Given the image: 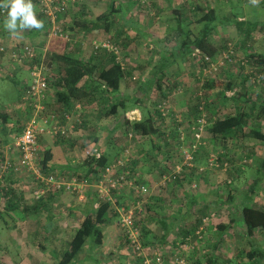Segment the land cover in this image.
Listing matches in <instances>:
<instances>
[{"label":"crops","instance_id":"crops-1","mask_svg":"<svg viewBox=\"0 0 264 264\" xmlns=\"http://www.w3.org/2000/svg\"><path fill=\"white\" fill-rule=\"evenodd\" d=\"M180 1L150 0L152 8L159 16L154 18L153 14L148 15L142 10H138L141 6L139 7L137 4L136 8L135 0H79L77 6L74 7L77 10L76 15L79 18L83 16V21L87 20L98 24V28L90 33L91 36L95 37L97 34V36H100L99 33L108 35L109 40L117 44L126 55L127 64H124V69L129 74L121 84L120 97L115 98L111 103L117 104L119 100L124 101L128 107V112L124 113L122 108L119 107L117 120L109 119L103 124V119L100 118L101 107L97 104L96 98H92L89 101L76 102L82 106L81 115L84 119L82 125H78L67 140L53 143L48 138H42L39 141L40 151L37 161L38 159L41 160L47 151H51L53 154V157L48 162L50 165L49 173L56 176H63L65 173L66 175L67 173L69 175L74 174L75 170L84 162L85 157L94 150V147L107 152L106 154L110 155L109 159L111 162L115 157L122 158V153L126 146L121 148L117 144V135L121 129L120 127L116 128L117 124L123 125L121 122L124 123L123 120L126 119L130 122H125L128 128L129 124L144 117L148 110L153 112V105L162 103L165 100L162 97L163 93H168L171 90L173 91L172 94L176 93L177 80L174 78L170 79L169 76L163 81L154 83L150 92L145 82L150 77H153L151 74L158 71L159 65H161L164 58L169 56L173 48H176L174 46L175 41L171 43H164V41L169 28L177 23L174 11L177 12V10L183 8L188 9L191 4L190 0H185L186 2ZM209 1L211 2V0L205 1V7L201 5L197 6V8L200 11H206L209 8L207 7ZM211 8L214 7L212 6ZM113 10L118 11V13L113 12ZM232 11L236 12L235 9ZM109 12H111V20H109L110 29L109 33H107L104 31L106 24L101 23L102 21H98V19ZM74 15L72 12V16ZM245 17H249V15L241 11L239 20L258 23L257 20ZM39 35L41 36V34L34 36L35 39ZM85 37L87 35H84ZM81 41V45L78 44L76 47H71L69 52L83 60H91L93 54L89 51V44L85 43V40ZM175 53L174 64L170 66L168 71L164 70L172 74L173 77V74L177 73V68L180 67L177 66V52ZM24 72L27 73L25 67L17 69L8 62L6 56L2 57L0 55V89H6L7 85L5 83L10 81L16 90L15 97L12 95L10 101L0 95V109H13L14 106L19 105L23 86L24 84L28 85L30 82V79L28 83L25 82V77L21 76ZM235 74L237 73L228 72L226 76L231 77L232 75L235 76ZM237 77H239L238 74ZM240 77L242 78V76ZM136 80H138V83L133 84V81ZM141 81L142 85H140ZM143 89L144 91L146 90L145 95H143ZM48 97L51 107L56 106V98L51 95ZM138 100V103L142 104V106L140 108L139 106H132ZM90 102L93 104L90 105ZM96 108H99V111ZM14 109L21 110L20 107ZM11 113L12 117L8 128L13 127L12 123L15 121L16 111ZM89 114L93 115L94 118H91ZM96 121L98 123L97 126ZM262 123L264 124V121ZM107 126L108 129L104 130ZM162 130L164 129L162 128ZM163 132L169 137L170 145H166L163 140H160L156 142V147H154L153 142L155 141L153 139L143 137L133 143L134 146L131 150L132 158H134V170L137 174H140V182L154 188L162 181L164 176L172 173L174 167L167 168L166 165L171 160L176 159L179 154V148L183 144L182 140L179 141L178 139L180 137V129L179 132L176 129L172 134H169L167 130ZM109 134L115 137V141L110 145L108 143L104 144L108 141L107 136L110 137ZM177 135L179 136L178 138ZM92 136H94L93 138H99L98 141H95L96 143H94V139L88 140ZM172 137H175L176 140H171ZM4 139L5 132L1 131L0 141ZM7 140L8 142L5 146L3 145L4 142L2 145L0 144V163L6 160L15 162L20 157L19 150L16 147L18 137H15L13 133H9ZM256 147L260 150L255 154L256 157L255 161H253L254 164L252 163V169L259 179L256 182H254V179L243 182V185L247 187L245 192L236 194L235 191H231V194H233L231 196L235 197L234 206L226 202L230 196L229 194L227 196L224 194L219 195L212 191L214 186L216 188L219 187L216 182L213 184L211 180H201V183L207 188L209 193L188 194L185 192L186 187L184 185L200 180L197 176L199 161H196L192 172L187 170L183 173L180 183L175 185L177 191L175 189L166 199H158L159 195L157 194H154L151 199L149 198V204L147 205V210H149L148 218L144 220L145 230H147L148 234V238H146L147 234L144 235L145 244L146 241H149L146 246H153L166 254L171 251H177L180 255L187 256L188 260L194 264H264V230L257 229L253 236H247L239 209L240 206H251L264 210V146L259 144ZM223 149L227 152V148ZM26 173L25 170L21 173H9L4 175L2 180L5 184L15 189L20 210H7L5 215H8V217L6 218H4L5 215H0V219L4 221L5 229L7 230V235L0 234V264H56L61 255L68 250L71 238L84 221L86 210L91 207L96 208V205L92 204V201L97 203L96 196L91 190L84 201L77 200L74 196L67 195V193H62L50 196L42 200V202H36L31 195L32 189L27 191V183L31 182L32 179L30 180ZM25 177L29 179L26 180ZM219 180L222 183L225 180L226 183V177ZM239 180L241 181L242 179ZM249 182L252 183L248 186L247 183ZM155 184L157 185L155 186ZM179 198L184 199L185 203H182ZM218 201H221L219 202L220 204ZM176 204H179L180 207H177ZM201 208H204V212H202ZM214 210L217 213L209 221L204 240L198 241V247L193 249L192 243H198L194 242L195 239L197 240L194 232L201 224V220ZM8 220L10 221L8 222ZM21 232L26 233L24 235L25 238L19 235ZM192 237L194 241L191 242ZM116 238L121 242H117ZM122 238L123 236L120 234L116 222H109L104 226L103 245L96 248L93 253L98 256V253H101L106 247L117 248L119 254H122L119 259L126 261V256H124L126 244ZM187 239L190 240V245H188ZM229 242L234 246H236L235 243H238V245L243 244V248H246L245 253L241 250L238 254L229 256L226 252L230 248ZM63 243H66L65 247L62 246ZM101 260L95 258L93 263L101 264ZM78 261L80 262V260ZM81 262L78 264H81Z\"/></svg>","mask_w":264,"mask_h":264},{"label":"trees","instance_id":"trees-1","mask_svg":"<svg viewBox=\"0 0 264 264\" xmlns=\"http://www.w3.org/2000/svg\"><path fill=\"white\" fill-rule=\"evenodd\" d=\"M32 2L38 10L39 16L37 17L44 22L43 30L38 31L32 29L29 30V32H21L19 34V37L13 36L4 28L6 13L2 14V9H0V25L3 23L2 27H0V55L2 57L6 56L8 62L12 66H15L17 69L25 67L27 72H29L30 67L32 68L35 64L40 63L41 60L44 59L45 65L50 71L48 73L49 75L51 74L50 78L52 82H50V94L51 96H54L56 98V106L51 107L50 101L48 102V113L55 112L57 114H60L63 120L61 122V125L67 127L68 122L66 121V117L64 118V116L66 114V116H74L78 112L81 113L82 106H80V109L78 110V104L76 102L89 101L92 98H96V100L98 101L97 104L99 105V107H101V119H112L113 121L117 120L119 107L122 108L124 113L128 112V107L126 106V103L124 101L119 100L117 104L111 103V101H114L115 98L117 99L118 97H120L119 95L121 84L124 80H126V77L129 74V72H127L126 69H123L121 64L117 62V56L114 53L110 52H93V58L91 60H83L81 58L75 57L72 53L69 52L71 47H76V45L71 43L68 44L66 41H64V39L61 38H51L49 39V41H47L46 46L44 45L43 47L35 46V44L33 43L35 37L38 34H41V36L43 37L47 36L49 31V24L47 23L45 16L39 12L37 6L39 4V0H32ZM78 2L79 0L77 1V3L71 5L64 14H61V16H59V23L61 24L60 27L64 30V32L70 33L73 36L78 34L81 36L80 40H83L84 35H88V33H91L98 28V24L88 22L87 20L83 21V16L79 18L76 15L77 10L74 7L77 6ZM192 7L193 5L190 4L188 6V9L183 8L177 10V12L174 11V17H177V23H175L167 31L164 43H171L175 41L174 46L176 48H173V51L171 53L168 52L169 56L164 58L161 65H159L158 71L153 72V74H151L153 75V77H150L145 82L147 83L146 86L149 92L154 83H156L157 81H163L164 79H167L168 76L172 75L164 70L166 69L168 71L170 69V66L174 64L176 55L175 52H177V66H180L179 68H177L176 73L178 89L179 87L182 88V83L180 80H178V77H180L183 72L182 64L186 63L187 61H195L196 63H198L200 69L204 70L206 67H209V63H205L203 60L204 56L209 57L211 61L215 62L218 60L220 55H222L229 49V45H231V43L229 44L226 40H224V36L221 33V27L232 26L236 28V30H234L235 32L237 31L240 36V45L238 44L239 47L237 48H241L242 46L245 47L248 40L253 39L256 33L263 30V26L260 27L258 23H249L248 21L239 20L240 10H236L237 13L231 11L230 14H221L220 11L215 8H208L206 9V11L200 12L198 8L192 9ZM72 12L75 14L74 16H72ZM113 12L118 13V11L116 10H113ZM110 15L111 12L104 14L98 19V21H102L101 23L106 24L104 31L107 33H109L110 29ZM216 37L220 38L219 42L215 41ZM113 44L120 50V47L117 44ZM25 45L30 46L34 49L35 58L25 61L24 63H22L23 65H19L15 63V61H13L11 56L13 53L22 55V51ZM123 54L122 56H126L125 54ZM245 58L247 60L246 67L226 62V66H237V68L240 69L239 71L242 75V81L240 83L242 88L241 91L240 89H236V87L232 84L227 83L226 85V89L230 91L226 95L230 96L231 101H233V103L235 104V114L229 115L223 119L210 121L208 124V131L210 135L215 141L222 142V148H227L229 140L233 138L244 139L245 137H247L244 134V130L252 122L256 124L255 126L258 125L259 127H256V129H254V132L249 133L247 139L252 138L253 140H257L264 144V134H262L260 131H256L261 130V122L262 120H264V99L262 98V96L258 95L261 109L259 110V115H257V117L253 113L254 106H252L249 111L245 110L248 102L253 101L251 100V92L247 90V85L252 87L253 84H259L261 80L264 81V54L250 53L248 56H245ZM122 63L125 64L124 60ZM247 69L250 71V73H245V70ZM140 85H142V81L140 82ZM203 85L205 88L208 87L210 89H214L217 85V81L215 80V78L209 77L204 80ZM26 86L27 84H24L19 105L13 107V109L20 107L21 110H13L9 108H6L7 110H5L4 108L0 109V132H5V139L0 141L1 145L4 142L3 145L5 146V144L8 142L7 137L9 133H13L15 137H20L24 132L26 123L29 119V113H31V108L27 106L28 104L25 103ZM138 88L140 89V87ZM142 91H144V89ZM145 93L146 90L143 92V95H145ZM171 95L172 90L168 93H163L162 97L166 100ZM207 95L208 94L206 92H200L199 94L195 95L194 98L196 102L194 103V106L191 107V110L188 114V119H190L189 122L191 124H194L201 117V101L202 99L205 100ZM223 98L227 99L225 95L223 96ZM92 102H90V105L93 104ZM138 102L139 100L134 102L132 106H139L140 108L142 104H139ZM206 103L207 104L204 106L205 112L211 105L207 100ZM160 104L161 103H155L153 105V112H151V110H148V113H146L144 117H141L140 120L134 121L129 124L128 128L125 125V122H128V120L126 119L123 120L124 123L121 122L123 125H120L119 123L117 124L116 128L120 127L121 131L123 132H133L137 136L153 139V141H155L153 142L154 147H156V142L160 140H163L166 145H170L171 141L169 140V137L164 134V130H162V128L164 127V124L167 123L168 118L173 115L170 114L169 117H166L160 109ZM12 111H16L15 121L14 123H12L13 127L8 128V124H10V119L12 117ZM255 117L261 122L257 121ZM83 120L84 119L81 115V125L83 123ZM174 121V125L172 127L173 129L167 130L169 134H172V132L176 130V127L179 129L180 123H178V120L176 121L174 119ZM106 129H108V126L104 130ZM71 133H73V131L67 128L66 136L69 137ZM66 136H63L61 134V136L57 139H53L52 137L43 135L39 136V141L42 138H48L51 142L56 143L59 141L67 140L68 138H65ZM93 137L94 136H92L90 140L94 139V143H96L95 141H98L99 138ZM178 137L179 136L177 135V138ZM154 139H156L157 141ZM178 139L180 141V137ZM107 140V143L110 145L115 141V137H113L112 135H110V137L107 136ZM171 140L176 139L175 137H172ZM182 143H184V141H182ZM130 144H132V142ZM126 150L127 148L124 149L123 153ZM106 153L107 152H103L101 149H97V154H99V157H96L95 153L91 155L88 154L85 157L84 162L80 164L77 170H75L74 174L82 175L77 177L82 178V180H88L89 182H91L94 175L102 173L105 167L110 164V155ZM130 156V166L135 172V166L133 164L134 158H132L131 153ZM222 156L224 157L226 155L222 154ZM52 157V152L47 151L45 152L44 157L41 160L38 159L37 164L42 168L43 173L49 174L48 170L50 165L48 164V162ZM118 158L115 157L114 160ZM221 165H223V162L221 163ZM247 168V170L253 171L252 168ZM228 174L229 170L226 174V177L230 180V182H228L229 180H226V187L230 188L232 187L233 182L232 179L228 177ZM243 174L237 173V176L240 177ZM180 178L174 182L175 184H172H174L175 186L176 184L180 183ZM255 179H258L257 174L255 176ZM4 194L7 200L6 211H14L20 209V206L18 205L19 201L16 199V192L14 188H10L9 191L5 192ZM54 195L55 194L50 196ZM229 195L230 196L229 198H227L226 202H229L234 206L235 197L231 196L233 195L231 194V192L229 193ZM10 197L11 199L9 200ZM42 200L36 202H42ZM96 200L98 205H96V208L91 207L86 210L83 223L71 238L68 245V250H66L61 255L56 264H77L78 258L80 259V256L85 252L86 247L90 246L89 251L92 252L96 248L103 245L104 226L115 218V208L111 204V202L101 201L97 196ZM117 201L120 202V200ZM221 201H218V203ZM239 209L247 236H253L254 232L257 229L264 230V210H259L251 206H240ZM145 229L143 235L147 234V231Z\"/></svg>","mask_w":264,"mask_h":264},{"label":"built area","instance_id":"built-area-1","mask_svg":"<svg viewBox=\"0 0 264 264\" xmlns=\"http://www.w3.org/2000/svg\"><path fill=\"white\" fill-rule=\"evenodd\" d=\"M78 0H39L38 9L43 14L49 24V31L47 38H61L67 43L82 44L81 36L71 35L64 32L60 27L59 16L64 14L66 10ZM142 4L147 0H139ZM2 14L6 12L2 9ZM2 50V49H1ZM93 52H110L117 56V62L122 63L121 51L109 40L92 42ZM11 58L15 63L23 65L25 61L35 58L34 49L25 45L22 55L13 53ZM205 63H209V67H206L204 71L206 73H218L220 69L226 66V62L236 64L238 66H247V60L245 57L239 58L237 52L232 45H229V49L224 52L217 61L213 62L209 57L204 56ZM49 70L45 65L44 59L40 63L35 64L32 68H29L30 82L25 88V103L31 108L29 113V119L26 123L24 132L18 137L16 147L19 150V159L15 162H9L8 160L0 163V213H3L6 209L7 200L5 192L9 191L10 185L5 184L2 180L4 175L9 173H21L23 170L31 174L33 180L32 198L35 201L45 199L49 195L59 193H69L78 195V197L84 201L90 190H93L94 194L101 201L111 202L115 208V214L117 217V227L120 234L123 236V240L126 244L125 255L129 264H194L188 257L180 255L177 251L173 253H164L160 249L153 246H146L142 231V223L147 216V205L149 204V198L151 199L154 194L160 195L162 190L168 185L174 183L177 179L183 176V173L193 171L195 168L196 160L194 158V152H184V162L176 164L172 173L168 176H164L162 181L153 189L146 185L140 184L137 181V176L130 166L131 156L127 151L123 158L116 160L111 165L107 166L102 173L94 175L93 180H82L77 176L66 180L64 177H57L53 174L43 173L42 168L37 164V157L40 151L39 136H49L53 139H57L61 136H66V129L74 131L78 125H81V113H77L74 116H64L68 122L67 127L61 125L62 116L55 112L48 113V95L49 85L51 78ZM245 73H250L247 69ZM166 101L160 104V109L165 114ZM202 105L200 106L201 117L191 127V133L194 139L200 142V139L207 126V113L204 110V106L207 104L206 100L202 99ZM77 109H80V105H77ZM181 140L184 138L181 135ZM65 138H68L66 136ZM193 154V155H192ZM208 167L211 170H222L228 172V164L221 165L218 157L210 155ZM198 173H202L205 169L198 168ZM230 182V181H228ZM196 183L194 188H196ZM128 191L132 194V198H126V201H117V194L121 191ZM143 221V222H142ZM209 217H205L201 220V224L194 232L197 239L204 240L207 227L209 225ZM193 239V237L191 238ZM190 245V240L187 239ZM187 245V246H188Z\"/></svg>","mask_w":264,"mask_h":264},{"label":"rangeland","instance_id":"rangeland-1","mask_svg":"<svg viewBox=\"0 0 264 264\" xmlns=\"http://www.w3.org/2000/svg\"><path fill=\"white\" fill-rule=\"evenodd\" d=\"M181 1L186 2L189 0H186V1L181 0ZM205 1L190 0L191 4L193 5L192 9L193 8L196 9L197 6H201V5H203L205 7V4H204ZM135 2H136V4H135L136 8H137V4L139 5V7L141 6L140 8L138 7L139 8L138 10H142L145 14L147 13L148 15L153 14L154 18L159 17L158 14L155 12V10L152 8V4H151L150 0H147V2H145L144 4H142L139 0H135ZM228 2H230V3H228ZM212 6L215 9H217L218 11H220L221 14H223V13L230 14L231 11L233 9H235V10H240L239 11L240 13H241V11L247 13L249 15V17H245V18H247V19L251 18L252 20H257L260 27L263 26V28H262L263 30L256 33L255 38L248 40L247 45L245 47L242 46L241 48H237L240 45L239 44L240 43L239 42L240 36H239L238 32L234 31V29H235L234 27L223 26V27H221V33L223 34V36L225 38L224 40H226L229 44L231 43L232 47L235 48V51L237 52L239 58L248 56L250 53L264 54V0H259L258 5H253L250 2V0H211V2L209 1L207 3V7L211 8ZM202 11H204V10H201L200 12H202ZM36 13H37V16H39L37 9H36ZM2 25H3V23L0 25V27H2ZM60 26H61V24H60ZM25 31L29 32V30H25ZM88 35H89V37H88ZM88 35H87V37L83 38V41L85 40V43L89 44V46H90L89 51L92 52L91 54H93L92 42L94 40H97V41L109 40L108 35L103 34V33H99V35L101 37L97 36L98 34L95 37L91 36L90 33H88ZM47 41H49L47 36H45V37L40 36L37 39H35L33 41V43L37 47L38 46L43 47L44 45L46 46ZM215 41L219 42L220 38L216 37ZM68 44H70V43H68ZM120 51H121V49H120ZM121 54H123V51H121ZM122 60H125V63L127 64L126 56H122ZM182 66H183L182 67L183 72H182L181 76L178 77V80H180L182 83V88L179 87L176 90L175 94H172V96L169 99L168 98L166 99L167 101H166V107H165V114H166L165 116L169 117L170 114H172L173 116H170L168 118L169 121L167 120V123L164 124L163 128H165L164 130L173 129L172 127L174 125V123H173L174 119L176 121L178 120V123H180V125H179L180 133L179 134H180V136L181 135L183 136L184 143L182 144V147L179 148V154L177 155L176 159H173L170 162H168L169 164H167L166 167L167 168L175 167V165L179 164L180 162L183 164L184 152H186V151L189 152L190 150L192 151L194 149L195 150V152L193 153L194 158L197 162L199 161L198 164H200V165H198V164L197 165L199 166V168H204L205 170L202 173L197 172V176L200 178V180H196V181L192 182L191 184L184 185L186 187L185 192H187L188 194H191V193L192 194H195V193L198 194L201 192L209 193L207 191V188H205L204 185L201 183V180H211L213 184H214V182H216V184H218L219 188H216L214 186L215 190L212 189V191L216 192L219 195L224 194L227 196L231 191H235L236 194L247 191V189H246L247 187H245L243 185V182L253 180V179H255V176H256V174L252 170L251 171L247 170L248 169L247 167L252 168V165L254 164L253 161H255V157H256L255 154L258 153L260 150L256 146L259 144L264 146V144H262L261 142H259L257 140H253L252 138H250V139H247V138H248V134L251 132H254V129H256V127H259V126L258 125L255 126L256 124L254 122H252L244 130V134L247 137H245L244 139L233 138V139L229 140V143L227 145V152H225L224 149L222 148V142L221 141H215L208 131V124L210 121H215L217 119H223L229 115L235 114V112H236L235 104L233 103V101H231L230 96L226 95V94H228V92H230L226 89V85H227V83L232 84L233 86L236 87V89H240V91L242 90L241 84H240L242 81V78L240 76H242V75L239 71L240 69L237 68V66L234 67V66L229 65L223 69H220V71L218 73H211L210 74V73H206L204 70L200 69L198 63H196L195 61H187L186 63L182 64ZM228 72H236L239 77H237V74H235V76L232 75L231 77H228V76H226V73H228ZM21 76L25 77V82L28 83V81L30 79L29 73L24 72L21 74ZM169 77H170V79L174 78L177 80L176 74L174 75V77L172 75H170ZM209 77L215 78V80L217 81V85L215 86L214 89H210L208 87L205 88L203 85L204 80H206ZM138 80L133 81L134 82L133 84H137ZM5 84L7 85V88L4 90L0 89V95L2 96V98L10 101L12 99V95L15 97L16 90H15L12 82L8 81ZM247 90L249 92H251V94H252L251 100H253V101L248 102V105L245 108V110L249 111L251 109V107L254 106L253 113L257 117V115H259V110L261 109L260 102L258 99V95L262 96V98L264 99V81L261 80V82L259 84H253L252 87L247 85ZM200 92L201 93L206 92L208 94L205 100H207L211 105L209 106V109L206 110L207 123L208 124L205 127V131H204V133L200 139V142H198L197 139H194V137L192 136L191 127L193 126V124H191L189 122L190 119H188V115H186V113H188L191 110V107L194 106V103L196 102L194 97L196 94H199ZM172 93H173V91H172ZM224 95L227 97V99L223 98ZM98 109L96 108V110H98ZM91 113H93V112H91ZM89 115L91 118H94L93 115H91V114H89ZM256 120L260 121L257 118H256ZM106 121L107 120L103 119L102 120L103 124ZM262 121H264V120H262ZM97 125H98V123L96 121V126ZM176 129L179 132V129L177 127H176ZM256 131H260L262 134H264V124L262 122H261V130H256ZM88 133H90V132H88ZM128 135H129V132L126 133V132L121 131V129H120V133H118V135H117L118 136L117 137V144L119 147L123 148L126 146L125 148H127V149L132 148V146H134L133 145L134 142H137L140 138H143V137L130 138V136H129V138L132 142V144H129L128 143L129 142ZM88 140L90 141L89 138H88ZM104 144H107V141ZM95 150H97L96 147H94V151ZM212 154L215 155L216 157H218V159L221 161V163L223 162V166L225 164H228V167H227V168H229L228 169L229 170L228 177L230 179H232V182H233L232 187L227 188L225 180L223 181V183L221 180H219L221 178L225 179L227 172H223L222 170H211V169H209L208 162L210 160L209 159L210 155H212ZM222 154L226 155V156L223 157ZM251 155H254V156H251ZM197 171H199V169ZM237 173H240V174L245 173V174L238 177ZM26 175L29 176L30 180H31V174L27 172ZM74 176H82V175H75V174L69 175L68 173L66 175V173H65L63 176H59V177H64L68 181L71 178H73ZM139 177H140V174L138 173L139 183L143 184L142 182H140ZM245 177H246V179H244ZM25 178H26V180L29 179L28 177H25ZM138 179H137V181H138ZM239 179H242V180L240 181ZM258 179H259V177H258ZM258 179H255V182ZM226 180H229V179L226 177ZM195 182H197L196 188L193 187L195 185L194 184ZM251 183L252 182L247 183L248 186ZM174 184H168L164 188V190H162L161 193H159L160 195H159L158 199H166V197L169 196L170 193L175 191V189L177 191V188L174 186ZM220 184H221V186H220ZM156 185L157 184H155V186ZM32 186H33V182L31 180V182L27 183V187H26L27 191H31ZM148 186L151 188V190L154 189V187H151L150 185H148ZM237 189H238V191H237ZM60 194H62V193L55 194V195H60ZM67 195L74 196V198H76L77 200H81L78 197V195L69 194V193H67ZM117 195H118L117 196L118 200H121V201L126 200V198L131 199V195H129L128 191H126V193L124 191H121ZM48 197H50V195L47 196L46 198H48ZM179 199L181 200L182 203H185L184 199H181V198H179ZM94 200H95V198H94ZM92 204L98 205L96 202H93V201H92ZM182 205H184V204H182ZM176 206L180 207L179 204H176ZM147 209H148V207H147ZM201 210H202V212H204V208H201ZM210 210H212V209L210 208ZM148 211L149 210H147V213H148ZM216 213H217L216 210L210 212V214H208V216H207V217H209V220L212 219V217H214V215ZM5 214H6V212L3 215H5ZM20 214H22V212H20ZM6 217H8V215L4 216V218H6ZM146 218H148V214H147ZM9 221L10 220H8V222ZM116 221H117V219L115 216V219H112L111 222H116ZM146 221H147V219H146ZM0 228L2 229L0 231V234L7 235V230L5 229V224H4V221L2 219H0ZM144 229H145V226H144V223H142L143 233H144ZM19 235L20 236L22 235L21 237L25 238L24 235H26V233L21 232ZM144 238H145V236H144ZM146 238H148V234L146 235ZM41 240H42V238H41ZM116 241L121 242L117 238H116ZM192 241H194V239H191V242ZM198 241H202V240H200V239L196 240L195 239L194 242H198ZM148 243H149V241H146V244H148ZM198 244H199V242L198 243H192L191 246L193 247V249H195L198 247ZM235 245L236 246H234L232 243H230V248L228 247L229 249L226 251L229 254V256H231L232 254H238V252L241 250L245 253L246 248H243V244L238 245V243H235ZM62 246L65 247L66 243H63ZM89 249H90V246L86 247L85 252L80 256V259L78 258V260H80V262L82 261L81 264H94L93 259L95 260V258L97 260L102 259L101 264H129L127 262L128 259H126V261L120 260L121 258L119 259V256H122V254L121 255L119 254V251L117 248L114 249V248L106 247L103 251H101V253H98V256L93 253L94 251L90 252ZM57 250H60V249H57ZM80 262L78 261L77 264Z\"/></svg>","mask_w":264,"mask_h":264},{"label":"clouds","instance_id":"clouds-1","mask_svg":"<svg viewBox=\"0 0 264 264\" xmlns=\"http://www.w3.org/2000/svg\"><path fill=\"white\" fill-rule=\"evenodd\" d=\"M250 2L253 5H258L259 0H250ZM0 9H3L6 12V18L4 20V28L6 31L11 33L13 36L19 37V34L21 32H24L25 30L35 29V30L40 31V30H43L44 28V22L37 17L36 6L33 4L32 0H0ZM49 89H50V85H49ZM49 95H51L50 90H49ZM48 101H49V97H48ZM129 136L130 138H133V137L140 138L141 137V136L135 135L133 132H129L128 140L130 141V143H131V140ZM131 150H132L131 148H128L125 152L129 151L131 153ZM125 152L123 153V157H124ZM94 153L96 154V157H99V154H97V150L91 151L90 155ZM118 159H115L113 162H110V164H108L107 166L111 165ZM49 174H52V173H49ZM135 175L137 176V179H138V174L136 171H135ZM138 182H139V179H138ZM123 191L126 193L125 190ZM129 195H131V198H132V194L129 193ZM125 201L126 200H124V202ZM5 212H6V209L3 213H0V214L3 215Z\"/></svg>","mask_w":264,"mask_h":264}]
</instances>
